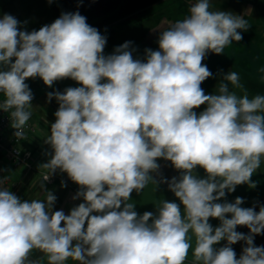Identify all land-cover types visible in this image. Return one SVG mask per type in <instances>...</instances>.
Listing matches in <instances>:
<instances>
[{"label": "clouds", "instance_id": "1", "mask_svg": "<svg viewBox=\"0 0 264 264\" xmlns=\"http://www.w3.org/2000/svg\"><path fill=\"white\" fill-rule=\"evenodd\" d=\"M189 11L160 31L158 50L145 49L144 59L134 58L131 41L104 55L106 37L78 11L31 32L10 14L0 18V92L6 97L0 110L14 109L16 138L24 139L32 115L26 79L39 77L50 88L65 78L81 85L47 93L59 108L44 139L51 157L39 165L47 170L40 184L46 200H21L0 189V264H40L30 258L34 249L48 264L69 258L79 264H185L190 230L193 264H264V246H254V235L264 233V206L258 212L241 207V197L217 202L238 185L256 186L251 177L264 158V95L231 92L229 84L243 87L236 72L223 75L219 94L201 87L213 75L202 63L208 53H224L243 39L237 30L250 25L241 15L211 11L210 0H196ZM201 105L206 108L197 115ZM160 158L180 175L155 180ZM198 167L205 178L196 174ZM57 170L79 186L73 199L84 201L68 215L52 211L57 198L44 188ZM149 181L167 183L183 213L167 200L155 212L135 211L131 194L139 195ZM209 218H218L219 226ZM222 240L223 247H214ZM239 241L246 246L237 259L231 245Z\"/></svg>", "mask_w": 264, "mask_h": 264}, {"label": "crops", "instance_id": "2", "mask_svg": "<svg viewBox=\"0 0 264 264\" xmlns=\"http://www.w3.org/2000/svg\"><path fill=\"white\" fill-rule=\"evenodd\" d=\"M58 1V0H57ZM193 3L196 0H192ZM247 1H251L250 4ZM263 3L264 0H210V10L211 11H226L228 12L229 9L233 11L235 15H241L248 21V23L252 26L248 28L247 34H254L255 36H251L250 40L256 41L257 46L255 45L256 49L254 48L251 51L252 54H247L245 57V61L242 60L241 62L231 61L227 62L224 65V68L219 71V73L215 76V78H208L204 82L209 83L208 86H201L205 92V94H219L218 88L220 82L223 80V75L225 74L224 71L226 68H229L231 65H240V66H253L257 67L258 71L256 74L253 70H251V74H255L258 76L256 79L259 82H264V77L260 78L261 75L264 76V10H263ZM182 4L184 8H188L186 4ZM55 3L51 4L53 6ZM250 5L256 6L258 9L255 13V16L251 14V11L245 12L244 8H250ZM230 10V11H231ZM54 13V11H53ZM188 13V12H184ZM190 13V12H189ZM54 16V15H53ZM261 16V20H260ZM257 18V21L254 22L252 18ZM259 18V20H258ZM54 22V17L52 21L45 23V25H50ZM131 41V49H135L133 52L134 58L144 59L145 56V49H152L153 51L158 50L159 46L155 45L154 43H150L148 41L140 40ZM114 38L111 41L107 40L108 49L104 53V55H110L114 52V49L117 47V43L114 42ZM128 42V41H127ZM125 43V42H124ZM122 45V44H120ZM243 56V54H241ZM234 63V64H233ZM106 82V81H102ZM226 82V81H225ZM81 85L76 81L65 78L59 81L54 82L53 86L50 88L46 86L41 78H37L35 88L32 89L34 93L33 100H32V115L30 117L31 120H36L38 124L37 131L31 138V141L28 142V146L31 148L33 153V160H32V168L30 170L27 169H9L7 171L8 176L17 182V186L13 190V193L17 195L21 200H46V193L40 188L41 180H40V173L46 172L47 170L44 168H39V165L48 162L51 157V148L48 144L44 143V139L50 135V127L51 124L55 122V115L54 113L59 108V104L55 98H53L50 102L47 99V93L53 91L63 92L68 87H80ZM229 90L234 92L238 97H241L247 94L246 90L242 88L233 87L229 84ZM252 94V93H251ZM253 95V94H252ZM257 95H264V91ZM256 95V96H257ZM250 95H248L249 97ZM254 97V96H253ZM206 108V105H201L199 108L194 109V111L199 115ZM157 163L160 165V168L157 173H153V178L157 181H160L162 178L165 180L170 181L172 177H178L180 173L174 169L171 165L170 161H166L162 158L157 160ZM196 174L200 178H205L206 173L203 169L197 168ZM195 174V173H194ZM54 180L51 183L44 182V188L47 191L52 192L56 196V202L52 207V211L63 210L65 215H68L70 210L78 206L80 203H83V198L73 199L76 193L80 190L79 186L71 181L66 173H62L59 170L55 174H53ZM251 181L255 183V187L251 188L248 184L238 185L234 192L227 193L226 197L221 198L218 203H224L225 200L227 202H234L237 197H241L244 200V203L241 207H254L255 211H259L261 206H264V158H262L260 169H258L251 177ZM63 182V187H62ZM167 201H174L177 204H180L181 211L183 213V205L180 203L179 199L175 197L174 193H172L168 189L167 183H159L158 187L149 181L143 191L137 195L134 191L131 194V199L128 201L135 205L134 210L137 211L139 214H143L145 211L155 212L156 207L161 205V202ZM96 214V213H93ZM227 218H231L230 214H227ZM209 223L213 226V228L218 227L220 221L218 218H209ZM63 226V222L61 224ZM236 231L244 233L247 235L249 233V229L246 226H237ZM190 238L191 247L188 252V256L185 260V264H193L194 262V248L196 246V238L194 233L190 230L188 233ZM227 241L222 240L214 247H223ZM244 241H239L236 244L231 245L236 253V258L238 259L242 253L243 247H245ZM254 246H264V233L259 235H254ZM30 258L33 260H39L40 264H48L47 257L44 253L40 252L39 250L34 249L31 254ZM65 264H79L78 261H73L69 258Z\"/></svg>", "mask_w": 264, "mask_h": 264}, {"label": "rangeland", "instance_id": "3", "mask_svg": "<svg viewBox=\"0 0 264 264\" xmlns=\"http://www.w3.org/2000/svg\"><path fill=\"white\" fill-rule=\"evenodd\" d=\"M57 2V0H0V18L4 14H10L14 16L17 20L21 22L20 29L31 32L32 30H39L45 23L53 20V9L51 7L52 3ZM250 4L251 1H247ZM183 3L188 5L187 9L184 6H181ZM193 4L192 0H161L156 2L149 7H147L144 11L133 13L129 16H126L125 19L121 22L113 21L110 24V28L104 29L105 37L114 38V42H116L118 46L127 41H135L139 38H142L143 41H148L150 43H154L158 45V37L160 31L165 30L171 24L175 23L178 20H183L190 15V7ZM256 6L250 5V8H244L245 12L251 11L252 16H255L257 11ZM229 9L228 12L233 13V11ZM188 12V13H184ZM234 14V13H233ZM254 22L257 21V18H252ZM259 20V18H258ZM261 20V16H260ZM250 25V24H249ZM252 26V25H250ZM107 29H110L107 30ZM242 35L243 39L239 42L233 41L229 45L225 46L224 53L222 54H214L208 53L206 58L202 61L203 64L207 65L208 69L212 72V77L215 76L224 68L225 63L227 62H241L242 60H246L245 57L247 54H252L253 44L257 46V42L250 40L251 36H255L254 34H247L244 30H237ZM113 36V37H112ZM140 39V40H142ZM108 49V44L104 48V53ZM243 54V56H241ZM234 64V63H233ZM251 70L255 73L258 71L257 67L253 66H238L231 65L230 70L226 68L224 73L228 72H236L240 78V84L243 86V89L246 90L247 95H250L249 98H253L257 95V93L261 94L264 89V82L257 81V77L255 74H251ZM259 75V73H256ZM264 76L261 75L260 78ZM25 83L29 85L30 89H34L36 85V80L29 78L26 79ZM208 86L209 83L203 82L201 86ZM253 95H252V94Z\"/></svg>", "mask_w": 264, "mask_h": 264}, {"label": "built area", "instance_id": "4", "mask_svg": "<svg viewBox=\"0 0 264 264\" xmlns=\"http://www.w3.org/2000/svg\"><path fill=\"white\" fill-rule=\"evenodd\" d=\"M32 92V89H31ZM33 96L34 93L32 92ZM6 99L0 92V104ZM5 112L0 110V189H7L13 192L17 186V182L12 180L7 171L9 169H27L32 168L33 151L27 145L35 134L38 128L36 120L29 119L24 126V139H19L14 136L16 131L11 127L10 111ZM46 172L40 173V180L43 181ZM54 180L52 175L46 183H51Z\"/></svg>", "mask_w": 264, "mask_h": 264}, {"label": "trees", "instance_id": "5", "mask_svg": "<svg viewBox=\"0 0 264 264\" xmlns=\"http://www.w3.org/2000/svg\"><path fill=\"white\" fill-rule=\"evenodd\" d=\"M159 1L161 0H58L53 6L54 21L62 13L78 11L86 17L90 26L98 29L101 35L104 36L106 35L104 29L110 28L113 21L121 22L126 16L144 11L147 7ZM107 30L110 31V29ZM110 35L108 38L106 37L109 41L112 40V38L109 39ZM37 78L34 80L37 81ZM262 90L264 91V89ZM1 95L4 96L2 92Z\"/></svg>", "mask_w": 264, "mask_h": 264}]
</instances>
